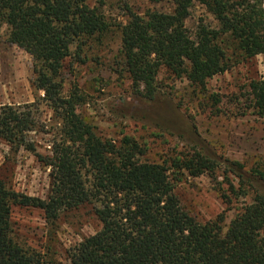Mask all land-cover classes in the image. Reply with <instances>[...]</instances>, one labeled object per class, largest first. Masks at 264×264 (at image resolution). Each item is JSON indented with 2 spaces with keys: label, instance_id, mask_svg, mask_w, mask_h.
<instances>
[{
  "label": "trees",
  "instance_id": "obj_1",
  "mask_svg": "<svg viewBox=\"0 0 264 264\" xmlns=\"http://www.w3.org/2000/svg\"><path fill=\"white\" fill-rule=\"evenodd\" d=\"M171 2L170 12L128 10L127 22L119 26L117 65L136 94L154 98L160 68L204 88L235 63L264 56V7L258 2ZM195 2L218 28L201 24L190 37L185 21ZM0 24L7 26V42L32 57L34 86L60 123L59 138L43 156L26 138L36 127L31 112L11 105L0 109V138L33 152L50 168L51 179L46 199L16 193L0 179V264H49L42 252L18 242L12 206L42 210L54 222L81 205L93 206L101 227L71 249V264H264V193L243 204L226 228L223 214L200 223L181 209L175 182L182 171L192 177L212 171L213 160L197 153L177 155L170 165L143 161L146 150L134 138L102 139L76 112L75 97L63 96L65 61L74 57L84 63V46L109 30L99 6L89 0H0ZM248 87L254 112L264 120V78ZM224 163L243 169L236 161ZM252 173L264 185V157ZM229 188L233 193L232 184Z\"/></svg>",
  "mask_w": 264,
  "mask_h": 264
},
{
  "label": "rangeland",
  "instance_id": "obj_2",
  "mask_svg": "<svg viewBox=\"0 0 264 264\" xmlns=\"http://www.w3.org/2000/svg\"><path fill=\"white\" fill-rule=\"evenodd\" d=\"M98 1L89 4L100 7L109 30L84 46V63L74 57L65 61L60 75L63 96L75 97L76 112L102 139L134 138L146 150L143 161L170 165L177 155L197 153L213 160L216 167L197 177L182 171L175 194L181 209L198 222L212 223L223 214L226 228L243 204L251 203L257 192L264 193V185L252 173L264 157V120L254 112L248 87L251 80L264 78V56L235 63L229 71L208 79L204 88L160 68L155 96L147 100L120 73L119 26L127 22L128 10L170 12L172 2L101 0L99 5ZM250 1L264 7V0ZM201 24L218 28L213 15L195 2L185 21L188 35L194 37ZM7 35V26L0 24V109L11 105L30 111L36 127L27 133V141L38 154L50 155L53 141L59 138V120L34 86L32 57L7 42ZM225 159L240 163L242 171L227 167ZM49 173L50 168L33 152L0 138V179L9 189L46 199L51 189ZM11 221L18 242L42 252L49 264H71V249L101 227L92 205L63 211L54 222H48L42 210L12 206Z\"/></svg>",
  "mask_w": 264,
  "mask_h": 264
}]
</instances>
